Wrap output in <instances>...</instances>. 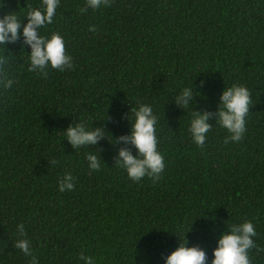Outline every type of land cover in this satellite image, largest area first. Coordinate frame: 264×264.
<instances>
[{
    "label": "trees",
    "instance_id": "16d2710c",
    "mask_svg": "<svg viewBox=\"0 0 264 264\" xmlns=\"http://www.w3.org/2000/svg\"><path fill=\"white\" fill-rule=\"evenodd\" d=\"M40 3L0 0V15L22 18ZM83 6L60 0L44 30L64 36L71 70L29 72L20 29L0 46V77L12 81L0 90V264H30L13 246L17 223L37 264H83L81 253L95 264H163L178 243L171 231L194 218L187 246L203 248L209 261L228 225L253 221L260 251L249 255L264 264V0H108L81 12ZM234 83L249 90V113L242 139L224 143L215 113L221 90ZM188 84L198 93L190 108L208 113L212 126L202 146L187 131L191 110L174 101ZM142 103L157 116L165 165L158 180L132 181L114 164L120 148L135 155L119 137L128 135L131 110ZM81 120L113 143L101 138L73 149L62 132ZM86 152L98 155V170L88 169ZM68 172L73 189L61 193L57 179Z\"/></svg>",
    "mask_w": 264,
    "mask_h": 264
},
{
    "label": "clouds",
    "instance_id": "9594fccd",
    "mask_svg": "<svg viewBox=\"0 0 264 264\" xmlns=\"http://www.w3.org/2000/svg\"><path fill=\"white\" fill-rule=\"evenodd\" d=\"M60 0H41L37 7H29L21 18L16 11L0 15V46L5 42H13L17 39V30L23 36L24 43L28 45L29 52L25 59L29 72L46 75L48 69L60 72L71 70L73 57L66 51V41L58 31L44 30L51 25L57 15ZM108 0H84L81 12L88 9L96 11L106 7ZM22 19L23 23L21 28ZM89 31H95L94 26H89ZM5 62L0 56V65ZM10 79L0 77V90L7 89L11 85ZM196 86L188 84L182 87L174 97L175 103L183 108L190 109L191 115L188 121V134L191 141L202 146L206 134L212 127L207 121L209 114L193 111L189 101L198 95ZM250 93L242 84H232L221 90L216 107L215 124L227 133L224 143L239 142L246 131V117L249 113ZM130 128L128 135L119 137L125 143H130L135 149V155L127 148H120L116 153L115 165L126 173L132 181H139L144 177L158 180L164 170V156L157 149L156 124L157 116L153 112L151 104L142 103L131 110L128 117ZM64 140L73 148L95 145L101 138L108 143H113L110 135L102 128L91 127L86 120L70 125L63 130ZM110 141V142H109ZM85 160L90 171L100 168L101 162L95 152H86ZM54 163V162H53ZM73 176L70 172L57 179V191L63 193L73 189ZM195 219V218H194ZM190 221H181L171 231L178 240L177 246L163 257V264H252L250 251L257 249L258 239L256 227L251 220L232 223L222 231L211 251V259L199 246H187L185 234L189 231ZM187 223V228L183 227ZM155 228V227H151ZM16 232L18 238L14 247L30 257V264H37V258L32 254L30 241L26 238L25 228L22 223H17ZM147 232V231H146ZM83 264H95L91 256L80 254L78 257Z\"/></svg>",
    "mask_w": 264,
    "mask_h": 264
}]
</instances>
